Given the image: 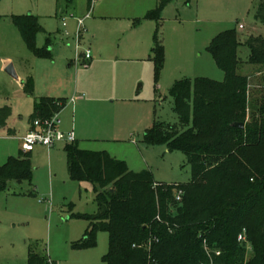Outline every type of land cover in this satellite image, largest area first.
<instances>
[{"label":"rangeland","instance_id":"374dc122","mask_svg":"<svg viewBox=\"0 0 264 264\" xmlns=\"http://www.w3.org/2000/svg\"><path fill=\"white\" fill-rule=\"evenodd\" d=\"M261 1L0 0V108L12 109L7 126L0 128V166L23 150L36 101L63 99L61 129L74 131L81 149L106 152L137 173L151 172L155 181L176 185V198L181 190L177 185L193 179L187 157L165 145L148 146L144 135L154 125L184 129L171 96L177 81L224 80L208 51L220 33L237 31L238 74L253 75L245 41L264 37V25L256 18ZM23 15L38 18L42 31L37 47L50 52L49 57L35 56L27 48L11 20ZM156 42L164 50L159 70ZM78 46L80 53L90 50L93 60H79ZM8 60L16 78L3 70ZM218 74L222 79H216ZM20 76L32 82L33 95L22 90ZM261 79L254 75L250 81L258 98L264 94ZM66 146H37L31 152L32 182H10L0 194V264H28L30 252L53 264H106L108 233H98L95 248H74L89 226L79 215L94 214L97 206L93 186L71 180ZM182 203L174 204L173 215Z\"/></svg>","mask_w":264,"mask_h":264},{"label":"trees","instance_id":"16d2710c","mask_svg":"<svg viewBox=\"0 0 264 264\" xmlns=\"http://www.w3.org/2000/svg\"><path fill=\"white\" fill-rule=\"evenodd\" d=\"M256 18L264 25V0ZM11 20L33 55L50 56L37 47L42 31L37 17ZM240 46L236 30L217 35L208 51L224 80L177 81L171 96L184 129L154 125L144 135L145 144L182 152L192 167L191 183L177 185L184 195L175 215L174 204H180L174 197L176 185L157 184L151 172H132L124 161L83 150L77 141L65 147L71 180L91 184L97 206L94 214L79 215L89 226L75 249L95 248L98 233L106 232V264H264V94L255 97L249 76L238 74ZM245 46L250 52L247 63L264 68V37L250 36ZM153 54L159 70L164 62L160 43ZM24 92L33 95L32 82L24 84ZM65 106L63 99L41 98L30 120L51 118ZM11 115L9 106L0 108V128ZM238 123L245 128L235 127ZM32 176L31 153L21 150L0 166V194L10 182L31 183ZM242 233L246 243L238 241ZM28 264L53 263L30 252Z\"/></svg>","mask_w":264,"mask_h":264},{"label":"built area","instance_id":"2783aa9c","mask_svg":"<svg viewBox=\"0 0 264 264\" xmlns=\"http://www.w3.org/2000/svg\"><path fill=\"white\" fill-rule=\"evenodd\" d=\"M82 25H83V21H80L79 29ZM64 27H66V23L64 24ZM240 29L241 30L244 29V26L240 25ZM80 37L81 36H78V40H80ZM77 58L79 60H82L83 62L90 61L92 60V53L90 50L80 53L78 46ZM62 124L63 122L61 120L60 113H56L51 118H46V119L38 118L34 120L32 123L31 130L23 140V146H22L23 152L31 153L34 151V149L37 146H43L51 149L55 147L57 143L65 142L67 145L75 143L77 140L74 131H69V132L62 131L61 129ZM183 195L184 192L182 190L177 191L176 201L181 202ZM158 220H160L159 216H158ZM238 241L242 243H246L247 241L246 234L242 233L239 236ZM152 243L153 240L149 241L148 245H146L145 247V249L148 252H151L152 250ZM247 249L251 251L248 245H247Z\"/></svg>","mask_w":264,"mask_h":264},{"label":"crops","instance_id":"0c3cea01","mask_svg":"<svg viewBox=\"0 0 264 264\" xmlns=\"http://www.w3.org/2000/svg\"><path fill=\"white\" fill-rule=\"evenodd\" d=\"M92 60H93V57H92ZM9 66H13V64H12V62H11V60H8L7 62H5V66H4V68H3V70H5L6 71V69L9 67ZM254 72H253V75L252 74H249V75H247V76H249V79H250V81L252 80V78L254 77V75H259V76H261V80H263L264 81V68L263 67H261V66H254ZM221 71V70H220ZM222 72V71H221ZM16 73V72H15ZM224 74V73H223ZM16 78V77H15ZM224 78H225V75H224ZM216 79H218V80H220V79H222V76L220 75V74H218L217 75V77H216ZM20 85H21V88H22V90L24 91V84L26 83V82H24L23 80H22V78H21V76H20ZM251 83V82H250ZM264 84V83H263ZM253 90L251 89V85H250V92H252ZM26 94V93H25ZM43 98H49V97H43ZM54 99V98H53ZM249 112V111H248ZM31 124H32V122H30ZM31 127H32V125H31ZM31 130V129H30ZM148 130V129H147ZM9 132H11L10 134H12V135H14V131L13 130H9ZM78 142V141H77ZM56 146V145H55ZM21 151V150H20ZM9 159V158H8ZM130 171H132V172H135L134 170H131L130 169ZM137 173V172H136ZM157 184H161V183H159V182H157V181H155ZM82 184H88V183H81V184H79V185H82ZM95 198V197H94Z\"/></svg>","mask_w":264,"mask_h":264},{"label":"water","instance_id":"95a60500","mask_svg":"<svg viewBox=\"0 0 264 264\" xmlns=\"http://www.w3.org/2000/svg\"><path fill=\"white\" fill-rule=\"evenodd\" d=\"M6 72L12 76V77H16V73H15V70H14V67L13 66H9L7 69H6ZM235 127L237 128H240V129H244L245 128V124L243 123H238V124H235L234 125Z\"/></svg>","mask_w":264,"mask_h":264}]
</instances>
